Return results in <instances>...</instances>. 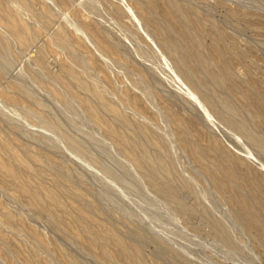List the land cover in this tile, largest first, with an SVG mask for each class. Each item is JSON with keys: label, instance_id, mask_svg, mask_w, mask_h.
<instances>
[{"label": "rangeland", "instance_id": "1", "mask_svg": "<svg viewBox=\"0 0 264 264\" xmlns=\"http://www.w3.org/2000/svg\"><path fill=\"white\" fill-rule=\"evenodd\" d=\"M3 1L11 7L18 20L26 21L30 25L35 32V39L27 47H20L0 20V39L11 47L13 63L3 69L0 62V139L7 140L15 146L12 150L25 160L26 165H41L43 181L47 186L55 189L58 185L53 181L57 178L63 179L62 182L60 181L63 183L61 185L63 189L62 187L59 189L66 192L68 199L78 195V198L83 196L82 198L92 203L91 208L97 216H102L101 218L107 222L110 220L109 225L114 227L116 225L118 228L129 226V231L133 230L132 236L134 234L136 236L134 242L138 245L142 243V246L140 245L143 247L142 258L146 264H264V245L244 228L241 216L236 215L238 203L232 201L226 193L219 191L210 175L183 147L177 138V130L166 119L165 108H172L185 120L187 119V130L195 141L205 145L210 135L244 160L245 165L255 167L263 176L264 155L216 121L201 100L183 83L172 63L157 46L151 32L138 19L135 7L127 0H118L138 27L141 29L143 27L142 30L139 28L143 39L150 43L158 56L157 59L143 52L139 42L130 37L100 0H29L36 11L44 10L42 3L52 7L53 16L46 26L41 25L12 0ZM89 1L94 2L92 4L102 12L104 15L100 17L102 20L98 19V14H94L96 12H91L94 11L93 9L87 8L85 4ZM176 1L185 2L182 3L183 5H196L201 8L204 5L205 13L199 10V14L203 13L200 16L203 17L201 20L204 29L210 31L216 24L225 33L223 43L233 41L238 49H242L245 53L242 58H237L239 61L233 60V62L236 60L233 69L237 79L242 83L247 82L246 84L253 88L254 92L264 87V0ZM253 18H256L254 22ZM94 21L99 24L110 22L112 29L116 34L118 33V37L125 45L129 59L121 58L96 38L91 24ZM261 22L262 25L259 24ZM56 32H62L71 39L73 56L88 72L90 71L95 84L93 88L98 87L99 90L108 92L110 97L115 98L114 102L121 101L120 108L129 112L131 119L145 120L148 124L150 122L152 126L166 134L179 170L200 191L199 208L206 205L225 223L237 248L227 247L219 239L214 228L207 225L209 222L201 214L196 213L195 216L192 215L194 217L190 216L191 218L185 216L190 220L186 219L172 202L158 195L138 174L130 161L116 149L113 141L109 140L86 115L75 96L60 82L53 80L52 76H57L62 71V64L69 65L70 60L69 53L53 41L52 36ZM213 41L212 35L205 36L204 47L209 48ZM102 48L106 49V53L103 52L104 49L101 50ZM229 53L227 56L230 55ZM153 68L159 72L160 80L164 82L162 85L154 82L153 76L150 77ZM79 75L84 76V72L80 71ZM132 78H137L140 85H135ZM14 82L26 85L42 106L17 94L11 88ZM167 87L171 89V93L167 92ZM5 91L13 95L12 100L17 97L14 103L3 98L2 93ZM79 94L83 95V92L79 91ZM59 97L68 102L72 110L62 103ZM124 100H136L139 105L134 110L124 104ZM102 112L105 114L106 111L102 110ZM259 127H261L260 131L264 132V122ZM73 139L84 145L85 152L73 146ZM86 154L117 171L123 182L114 180L101 168L99 169L94 162L86 158ZM118 162L125 166L127 173L118 168ZM66 166L67 170H64ZM235 168H240L238 171L244 172L243 166ZM215 174L221 177L219 171ZM124 181L127 184H123ZM241 182L245 183L238 179L236 183H240V186L239 184L237 186L241 189L246 187L245 190L248 191L246 183L243 187ZM2 185L0 183V264H100L94 257L91 258L86 250L79 249L69 241L70 239H66L68 235L66 237L63 230L57 231L54 223L45 219L42 213L25 201L21 202L23 197L10 189L8 191V188ZM181 194L186 202H192L190 199L192 196L186 191H182ZM93 207L98 208L100 212L98 213ZM257 210L263 219L264 202L257 203ZM3 212L13 215H11L14 219L12 227L6 221ZM35 237L40 238L38 239L40 241ZM31 239L39 243L44 241L43 246L48 248V251L43 248L37 249L39 246L33 247L35 245Z\"/></svg>", "mask_w": 264, "mask_h": 264}, {"label": "bare ground", "instance_id": "2", "mask_svg": "<svg viewBox=\"0 0 264 264\" xmlns=\"http://www.w3.org/2000/svg\"><path fill=\"white\" fill-rule=\"evenodd\" d=\"M12 1L25 9L43 26H46L53 16V9H51L52 7L48 4L42 3L44 5V10L36 11L29 0ZM100 1L104 4L105 8L111 12V15L120 26L126 30L130 37L134 41L137 40V42H139L143 52H147V55H152L157 59L158 56L150 46V43L148 44L146 39H143L144 37L140 32L141 28L138 27L131 16L124 11L123 5H121L118 0ZM127 1L135 7L138 19L142 25L151 32L157 46L172 63L173 68L178 73L183 83L201 100L216 121L264 155V132L259 129L261 128L259 126H262L264 122V87L259 89L258 92H254L253 88L251 89V87L246 84L247 82L242 83L237 79L236 72H234L233 69V63H235L236 60L239 61L237 58H242L245 53H243L242 49H238L233 41L223 43V40H225V33L216 24H214L213 28L210 27V31L204 29L202 25L203 17L201 18L202 12L199 14V10H203V13H205L206 8H203L204 5L202 8L190 4L183 5L185 2H177L176 0ZM92 3L89 1L85 5L88 6L87 8L94 10L91 11L92 13L96 12L94 14L99 15V17L94 15L96 18L98 17V19H101L100 17L104 15L102 12L98 11ZM256 18H253L252 21L254 22ZM258 19H260L259 16ZM0 20L20 47H27L34 41L35 32L31 29L30 25L26 21L18 20L16 16H14L11 7L3 0H0ZM257 21L259 22L260 20ZM262 22L259 24L262 25ZM109 23L99 24L97 21L91 23L96 38H99L101 43L103 45L105 44V47L107 46L106 48H110L112 52H115L121 58H128L129 55L125 45L120 40V37H118V33H115L114 29H112L113 27H111ZM249 23H251V21ZM207 35H212L214 38L209 48H205L203 45V38ZM52 39L70 55L69 65L62 64V71L59 75L52 76L53 80L60 82L64 88L75 96L86 115L93 120L109 140L113 141L116 149L122 156L124 155L123 157H126V159L130 161V164L138 171V174L142 176L158 195L172 202L184 217L191 218L190 216L196 213L201 214L209 222L207 225H211L214 228L219 239L227 247H231L232 249L237 248L225 223L206 205L199 208L201 201L200 191L197 186L193 185L192 182L182 174L181 170H179L166 134L152 126L150 122L149 124L151 126L147 121L145 122V120L131 119L128 114L129 112L127 113L120 108L119 102L121 101L114 102L113 100L115 98L110 97L108 92L104 90L101 91L98 87L93 88L94 81L91 78L90 71L88 72L84 68V65L82 66L80 61L73 56V43L69 37L62 32H56L53 34ZM99 39L97 40L99 41ZM99 47L102 46L99 45ZM103 49L104 48L101 50ZM105 50L106 49H104L103 52ZM228 53L230 55L227 56ZM234 59L236 60L233 62ZM0 62L3 69L6 67L8 68L12 63V49L9 44H4L2 39H0ZM80 71L84 72V76L81 77L79 75ZM150 72H152L150 73V77H154V82L159 85L164 83L161 82L159 72L156 69L153 68ZM132 80L135 85H140V81L137 78H132ZM111 85L113 84L111 83ZM113 87H115V85ZM11 88H13L17 94L25 97L32 103L41 105L39 99H36L26 85L24 86L14 82L11 84ZM170 90L171 89L167 87V92L171 93L172 91ZM79 91H82L83 95H80ZM2 95L4 99L10 100L12 103L17 99L16 97L15 100H12L13 95L9 94L8 91L3 92ZM59 98L62 100V103L72 110V106H70L68 102L62 97ZM111 98L113 99L111 100ZM123 102L134 110L139 105H137L136 100H124ZM102 110L106 111L105 114H103ZM165 115L166 119L177 130L178 140L205 172L210 175L209 177L216 183L219 191L226 193L232 201L235 200L236 203H238L239 208L237 207L238 214L236 215L241 216L244 228L252 233L260 244L264 245V217L262 219V215L257 210V203L261 204L264 202L263 174L255 167H251L248 164L245 165L244 160L232 153L221 141L210 137V135L205 145L195 141L191 133L187 130V119L185 120L183 116H180L172 108L166 107ZM50 119L53 120L54 118ZM72 144L85 152L84 145L80 141L73 139ZM12 148L15 149V146L7 140L0 139V183L3 184L2 186L8 188V191L12 190L14 191L13 193L23 197L24 200L22 199L21 202L25 201L29 206L42 213L46 217L45 219H49L50 222L52 221L51 223H54L55 227H57L54 228L57 231H59L58 229L63 230L66 233L65 236L67 237L68 235L66 239H70L69 241H72L79 249L86 250L91 258L94 257L95 261H98L100 264H146L142 258L141 250L143 247H140L142 243L138 245V243L134 242L136 236L135 234L132 236L133 230L130 232L129 226L128 228L123 226L118 228L115 225V228L113 225H109L111 224L110 220L106 218L109 221L107 222L105 219L103 220L101 218L102 216H97L91 208L92 203L90 204V201L82 198L83 196L78 198V194V197H75V194H73L74 197L68 199L66 192L64 193L59 189V187H62L61 185L63 183L61 182L63 179L59 180L56 177L57 180L55 179L56 181L53 182H56L58 187L55 189L47 186L43 181L44 174L42 166L32 164V162V165H26L24 162L25 160H22ZM21 155L23 156V154ZM86 158L94 162L99 169L101 168L114 180L123 182L117 171L106 167L107 165L105 166L91 155L86 154ZM237 166H243L244 172L238 171L240 168L236 169L235 167ZM118 168L124 173L128 172L125 166L120 162H118ZM64 170H67V166L64 167ZM241 170L243 171L242 168ZM216 171L221 173V177H217L218 174H215ZM57 173L59 172L57 171ZM71 173H73V171ZM238 179L246 183L248 191L245 190L246 187L245 189L239 188L240 183H236ZM124 182L123 184H127L126 181ZM241 183V186L245 184L243 182ZM237 184H239V186H237ZM67 186L68 185H66V187ZM73 190L75 191V188ZM182 191H186L192 196V198H190L192 202H186L182 198ZM14 196L17 198L16 195ZM25 202L23 204H25ZM99 212L100 211H98V213ZM3 213H5L4 215L7 218L6 221H8L10 225H13V215L11 214V216L7 212ZM118 222H120V220ZM113 224H115L114 221ZM214 230L212 229V231ZM64 232L62 233L64 234ZM35 239L38 240L40 238L35 237ZM34 241L35 240L32 242L34 243L33 245H35L33 247L37 248L39 246L40 248L38 247L37 249H48L43 246L44 241L43 243ZM146 241L148 242V240ZM30 260L32 261L31 258Z\"/></svg>", "mask_w": 264, "mask_h": 264}]
</instances>
